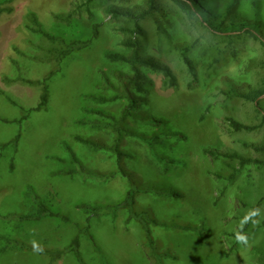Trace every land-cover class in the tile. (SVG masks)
I'll use <instances>...</instances> for the list:
<instances>
[{
    "label": "rangeland",
    "instance_id": "obj_1",
    "mask_svg": "<svg viewBox=\"0 0 264 264\" xmlns=\"http://www.w3.org/2000/svg\"><path fill=\"white\" fill-rule=\"evenodd\" d=\"M248 1L240 7L250 16ZM260 1L264 15V0ZM145 2L0 1V146L20 134L16 149L0 147V236L14 241L7 245L0 240V249L8 246L0 252V264H50L49 256L22 249L21 244L59 251L76 236L82 264H156L144 250L141 226L128 218L127 210L91 218L88 233L93 242L87 234L79 233L86 226L82 208L120 202L129 183L117 171L111 152H94L75 139L112 143L109 130H91L78 121L94 118L83 111L94 107L88 96H112L113 90L102 89V84L107 80L115 83L110 73L122 69L106 62L104 53L123 50L122 29L126 25L105 14V8L114 5L136 10L145 7ZM157 8L158 13L142 23V53L168 64L178 84L170 87L161 75L147 72L151 85L141 96L138 120L129 127L138 136L127 137L120 149L128 155L124 168L134 183L176 190L182 197L140 194L132 211L145 213L158 223L149 227L158 252L168 254L164 264H256L253 249L264 243V230L243 241H236L233 235L243 224L241 217L249 215L250 204L253 206L261 194L263 175L246 167L233 181L217 179L221 164L212 162L203 149L250 155L242 143L261 139L262 132L232 131L227 117L248 123L251 104L225 102L220 91L231 83H250L262 51L246 36L228 42L207 36L171 2L158 0ZM32 13L56 36L62 30L57 17L71 14L75 37L91 39L90 44L56 63L50 54L54 45L28 29ZM94 24L98 33L91 38ZM56 46L61 47L59 42ZM183 46H191L188 56L195 67V80L181 61L179 48ZM43 85L48 88L47 104L28 112L38 105ZM125 102L106 108L118 114ZM162 134L168 136L163 142L150 141ZM67 148L80 166L73 177L60 175L67 167L58 160L68 158ZM26 191L68 221L17 222L18 216L31 211ZM242 201L248 208L242 210ZM262 218L264 208L254 216L257 223ZM182 225L206 229L204 240L174 228ZM80 262L72 253H65L52 264Z\"/></svg>",
    "mask_w": 264,
    "mask_h": 264
},
{
    "label": "trees",
    "instance_id": "obj_2",
    "mask_svg": "<svg viewBox=\"0 0 264 264\" xmlns=\"http://www.w3.org/2000/svg\"><path fill=\"white\" fill-rule=\"evenodd\" d=\"M5 1V0H0ZM92 2L93 0H88ZM174 4L178 9L193 20L207 36L219 40L221 42H228L232 38L246 36L251 41L256 43L262 51L261 58L254 64V75L252 81L241 86L235 83L228 84L226 89L220 91L225 102H241L243 104H251V113L248 123L239 121L234 117H227L228 124L234 133H259L262 132L261 139L253 143L243 142L242 146L250 152V155L240 154L236 151H220L215 148H204L203 154L211 159L212 162H220L221 173H216L217 179L225 181H233L237 174L246 167H253L260 171L263 175V189L261 194L250 204L249 215L241 217L243 224L234 238L236 241H243L252 238L259 231L264 230V218L259 223L254 219L255 214L260 208H264V15L262 11V2L260 0H249V11L251 14L242 12L241 2L244 0H166ZM158 0H146L145 7L132 10L127 8H119L114 5H108L104 12L111 16L116 21L125 23L122 32L125 34L124 40L121 42L122 51H106L104 59L111 65L120 66L122 69H115L110 73L115 79V83L107 80L102 84V89H112L113 95L106 96L104 94L90 95L89 99L93 104V108H83L87 115H92L93 119L87 117L78 121L79 124L88 126L91 130L106 131L112 134V143L106 145L100 141L93 139H83L76 137L75 139L85 145L89 150L94 152L109 151L115 157V164L117 171L128 181L129 188L124 198L115 204L105 206L84 207L82 211L86 215V226H84L79 233L87 234L88 240L93 242L91 235H89V221L93 217L107 215V213L117 214L121 210L128 211V218L137 222L143 230V247L149 258L154 259L156 264H164V258L168 254H160L155 246L154 240L150 231V223H156L151 220L145 213H135L132 211L136 202V197L140 194L153 193L164 197L181 198L182 194L176 190L158 189L149 185H137L134 183L132 177L124 168V158L128 156L122 152L120 147L127 137H137L138 135L129 127L135 123L137 108L144 100L142 95L147 93L148 87L151 85V79L147 72L159 74L167 82L170 87L177 86V78L172 68L165 62L156 59L155 57L145 55L142 53V37L144 31L142 23L148 19H152L157 13ZM71 14L57 17L61 23V34L56 36L46 31L41 23L38 21L35 14H30L28 29L31 33L45 38L54 48L51 49L50 54L53 56L56 63H60L63 59L71 53L84 49L87 47L91 39L81 40L75 37L72 32L75 27L71 24ZM97 24L92 27V37L97 36ZM69 31V33H68ZM57 42L61 45L57 48ZM191 46H183L179 48V54L182 63L186 67L188 75L195 80L197 74L193 62L188 53ZM48 88L43 85L42 93L40 94L39 103L35 108L28 112L40 110L47 104ZM125 102L118 114L109 111L106 106L114 103ZM26 113V116L28 114ZM24 116V119L26 118ZM136 119V120H135ZM153 122L162 124L163 120L151 119ZM168 136L154 135L150 141L158 140L163 142ZM20 134L16 135L12 141L3 144L2 149L12 147L17 148ZM149 140H146L148 143ZM69 156L66 159L58 160L61 164L67 167L63 169L60 175L73 177L78 174L79 166L76 156L67 148ZM83 170V168H82ZM81 172V171H80ZM112 176V175H111ZM102 178V177H101ZM29 191V190H28ZM26 191L25 195L31 204V211L17 217V222L25 223H39L45 219H60L68 221L64 216H61L52 211L45 203L39 200L38 197H31L30 192ZM242 210L248 208V204L242 201ZM165 226V225H162ZM181 231L192 232L196 234L198 240L202 242L205 237L206 229L203 227H194L191 225L175 226ZM4 239L0 236V240ZM7 245H13L14 241L4 239ZM0 249V252L8 250V246ZM22 249L35 251L40 255H47L50 259V264L61 258L65 253H72L78 262L80 258V241L79 236L74 237L69 245L64 250L53 251L43 247H31L21 244ZM254 259L256 264H264V243L254 247ZM81 263V262H80ZM82 264V263H81Z\"/></svg>",
    "mask_w": 264,
    "mask_h": 264
}]
</instances>
